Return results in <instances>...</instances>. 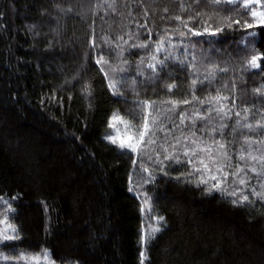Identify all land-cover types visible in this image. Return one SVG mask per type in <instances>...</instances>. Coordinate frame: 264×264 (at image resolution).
Returning <instances> with one entry per match:
<instances>
[{"label": "trees", "instance_id": "trees-1", "mask_svg": "<svg viewBox=\"0 0 264 264\" xmlns=\"http://www.w3.org/2000/svg\"><path fill=\"white\" fill-rule=\"evenodd\" d=\"M116 8V12L107 8L105 0H0V195L19 196L10 218L22 237L10 243L29 253L48 249L56 264H141L142 251L143 264H264V201L250 193L253 186L259 190L255 173L249 172L251 203L234 206L220 193L205 195L202 188L178 182L176 177L187 172V166L166 164L168 175H164L147 159L150 152L121 151L104 139L114 134L108 127L114 110L125 121L140 124V118L130 114L134 100L159 103L190 95L185 90L190 78L173 62L166 69L174 74L173 79L162 73L159 84L145 87L142 78H137L133 89L136 64L152 49L123 46L121 56L104 45L103 55L112 67H121L123 60L130 64V75L122 77L117 72L113 76L124 81L123 98L111 94L95 64L101 53L89 48L93 29L97 45L105 35L115 39L136 32V24L144 23L146 8L155 44L164 28L176 27L161 17L178 14L175 0H116ZM222 14L240 19L241 24L247 20L254 27L225 31L212 43L204 37L197 45L198 55L203 52L201 71L208 64L228 68L218 76L212 95L220 82L229 81L235 73L236 94L241 98L237 104L264 110V103L252 91L264 84V59L260 69L244 71L243 81L239 79L241 66L251 56L264 54V29L246 11L228 7ZM191 26L199 29L198 22ZM253 32L256 35L250 36ZM148 39L140 30L135 43ZM84 82L92 85L91 99L82 91ZM173 82L181 90L170 94L165 83ZM208 92L201 88L196 95L203 99ZM256 119L259 115L249 122ZM234 122L235 118L229 122L228 133ZM163 124L168 126L167 121ZM119 128L123 131V125ZM134 131L129 129V133ZM248 134L238 131L232 152H239L242 137ZM252 138H264V132L253 133ZM226 139L232 137L226 135ZM232 162L243 164L237 155ZM141 165L156 176L154 184L144 183ZM138 192L151 199L142 204ZM155 216L165 217L166 223L145 244L142 235Z\"/></svg>", "mask_w": 264, "mask_h": 264}, {"label": "snow or ice", "instance_id": "snow-or-ice-1", "mask_svg": "<svg viewBox=\"0 0 264 264\" xmlns=\"http://www.w3.org/2000/svg\"><path fill=\"white\" fill-rule=\"evenodd\" d=\"M175 3L178 5V14L163 16L161 21L168 24L174 23L176 27L164 28V35L155 44L151 42L153 29L148 27L146 8L144 23L136 24V32L128 31L117 35L115 39L105 35L100 45H97L93 29L89 48L101 53L95 60V64L99 66V71L107 80L106 87L113 96L123 98L120 88L123 87L124 81L123 79L115 80L113 76L117 72L122 77L130 75L128 73L130 64L123 60L121 67H112L111 62L103 55L104 45L121 56L123 46L138 47L146 51L149 48L152 49L149 56H142L136 64L131 84L133 89L136 87L137 78H142L145 87L159 84L164 79L162 73L168 79H173L174 74L170 71L166 72L169 62L185 70L187 77L190 78L185 85V90L190 95H185L182 99L168 98L159 103L153 100H134L132 103L135 107L130 110V114L139 117L140 124L125 121L119 114V110H114L108 119V127L114 134L106 135L104 139L121 151L128 150L130 153L138 154L150 152L147 159L153 161L154 166L164 175H168L164 170L166 164L187 166L189 170L176 177L178 182L183 181L198 189L202 188L205 195L220 193L234 206H247L251 203L247 194L251 180L249 172L255 173L259 190L253 186L250 188V193L258 200L264 201V138H252L253 133L264 132V110L255 109L254 105L249 108L246 104L243 107L237 104V100L241 98L236 94L239 87L235 73L229 81L220 82V86L214 89L216 94L212 95L211 90L218 76L226 74L229 69L221 68L219 64H208L202 72L203 52L201 51L198 55L197 51V45L204 37H208L205 42L212 43L225 31H233L237 27L247 29L254 27V24L247 20L241 24L240 19H233L232 15H223L222 10L228 7L246 11L255 25L264 29V0H175ZM105 4L113 12L117 11L116 0H112L111 3L105 0ZM257 5L260 6V10H257ZM196 9L201 10L196 11ZM59 10L72 11L71 8ZM168 12L169 9L165 8L164 13ZM236 15H239V11ZM197 22L199 29L191 26ZM214 24L216 26H213ZM140 30L146 32L149 39L135 43L140 38ZM249 35L255 36L256 33H249ZM161 56L163 59L160 58ZM88 58L89 54L85 53V60ZM262 59L264 54L253 55L241 66L239 69L241 82L243 81L242 73L260 69ZM108 68H111V72L107 70ZM84 70L86 69H81V71ZM165 88L172 94L174 91H180L181 85L175 82L165 83ZM201 88L209 89L203 99L196 95ZM82 91L89 99L92 98L91 83L84 82ZM252 91L254 96L264 103V84ZM224 92H229L230 95H224ZM125 102L128 101L125 100ZM182 107L185 110H180ZM188 107L192 109L190 112L187 111ZM255 115H259V119H256L255 123L249 122ZM233 118L235 122L231 125V132L228 133L229 122ZM163 121H167L168 126H165ZM198 124L202 127H198ZM119 125H123V131H120ZM129 129L135 131L129 133ZM242 129L247 130L249 134L242 137L241 148L238 153H234L231 151V145L235 143L237 133ZM226 135H230L232 139H226ZM217 136L220 139H216ZM233 155H237L238 160L243 164L234 165ZM133 163L135 164L136 161ZM141 168L142 175L146 173L143 175L144 183L154 184L156 176L153 172L143 168L142 165ZM131 179L130 177V183ZM137 195H141L142 204L151 199L146 193L138 192ZM18 199V195L11 198L0 195V206H3V211L0 212V248L8 249L7 252L0 251V264H56L48 249H42L40 253H29L10 243L22 239L19 226L10 218L15 214L13 203ZM152 220L154 223L142 235V241L145 244L154 239L157 233L163 231L161 225L166 223L163 216L152 217ZM140 256L141 264H143L145 253L142 251ZM69 264H79V261H70Z\"/></svg>", "mask_w": 264, "mask_h": 264}]
</instances>
